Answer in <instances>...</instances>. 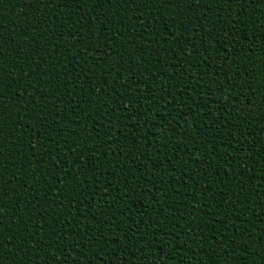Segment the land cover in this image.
Listing matches in <instances>:
<instances>
[{
	"label": "trees",
	"instance_id": "trees-1",
	"mask_svg": "<svg viewBox=\"0 0 264 264\" xmlns=\"http://www.w3.org/2000/svg\"><path fill=\"white\" fill-rule=\"evenodd\" d=\"M0 264H264V0H0Z\"/></svg>",
	"mask_w": 264,
	"mask_h": 264
}]
</instances>
